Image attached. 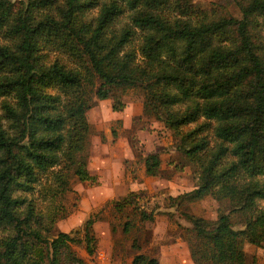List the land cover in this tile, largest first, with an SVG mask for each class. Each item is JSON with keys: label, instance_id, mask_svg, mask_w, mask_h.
<instances>
[{"label": "trees", "instance_id": "trees-1", "mask_svg": "<svg viewBox=\"0 0 264 264\" xmlns=\"http://www.w3.org/2000/svg\"><path fill=\"white\" fill-rule=\"evenodd\" d=\"M54 1L23 0L14 7L12 0H0V31L17 37L13 46L0 43V228L8 231L0 238V264H88L72 245H82L92 258L98 241L93 224L102 209L85 219L81 235L53 232L66 214L56 199L71 189L72 177L95 179L87 166L86 115L94 97L111 98L112 108L120 109L129 88L143 91V112L171 128L177 148L199 165L196 187L172 200L211 195L229 203L230 210L215 219L184 212L192 224L191 259L245 264L244 240L264 247V206L258 203L264 199V39L256 40L250 30L255 16L264 18V0H234L241 17L200 23L164 14L171 5L178 14H191L194 6L186 0L103 1L91 21L78 14L99 0H64L59 18H34V7ZM121 3L132 9L131 26L109 37L105 32L122 12ZM134 28L141 33L137 53L124 50ZM41 37L68 48L78 65L43 63ZM144 164L146 173L155 174L158 152L145 155ZM34 193L48 203L35 205ZM135 194L112 199L110 208L152 220L153 212L141 208ZM232 211L243 227H234ZM131 225L126 219L123 230ZM132 246L139 245L133 240ZM131 264L160 262L136 253Z\"/></svg>", "mask_w": 264, "mask_h": 264}, {"label": "rangeland", "instance_id": "rangeland-1", "mask_svg": "<svg viewBox=\"0 0 264 264\" xmlns=\"http://www.w3.org/2000/svg\"><path fill=\"white\" fill-rule=\"evenodd\" d=\"M14 7L23 0H12ZM103 1L85 9L78 14L80 20H93L99 13ZM174 3L177 0H170ZM194 9L191 14L164 9V14L172 17L189 18L194 23H200L217 18L220 15L231 14L241 17V11L234 0H186ZM64 0H55L46 6L34 7L32 15L35 19L45 14L59 18V9ZM123 5L121 13L116 15L106 30V35L119 34L124 28L131 26L130 14L132 9ZM131 39L124 45V50L138 52L141 33L135 29ZM250 30L256 40L264 39V18L257 15L253 18ZM42 36V35H41ZM42 43L40 58L49 64L58 60L66 67L78 65L75 54L68 48L59 47L39 38ZM16 36H9L0 31V43L13 46ZM53 91V89H49ZM11 99V97H8ZM86 115L90 122V134L87 146V166L95 175L92 180L71 178V189L64 198L56 199L66 212L64 217L56 220L53 232L58 230L73 232L81 235L85 219L100 209V217L93 224L97 236V248L94 255L89 257L82 245L73 244L75 252L84 257L88 264H131L134 254L144 253L156 257L160 264H195L190 257L187 231L192 226L185 218L184 212L194 217L215 219L220 211H229L227 200L219 201L211 195L201 199L177 203L173 197L196 187L199 181V165L190 160L177 148L178 136L151 114L143 112V91L139 88L125 90L120 100V109L112 108V99H97ZM1 101V97H0ZM0 113L3 111L0 108ZM195 123L185 125L183 130ZM210 145H214V135L209 130ZM150 152H158L160 164L155 174L145 171L144 157ZM129 191L136 192V201L141 208L152 211V220H141L139 215L130 209L125 212H115L110 208L111 200L118 199ZM33 202L43 207L48 203L43 197L34 193L30 195ZM264 206V199L259 200ZM235 228L243 227L238 212L232 211ZM126 219L132 221L128 232L123 230ZM8 231L0 228V238ZM138 247L132 246V241ZM245 264H264V247L247 240L243 242ZM210 264V263H204Z\"/></svg>", "mask_w": 264, "mask_h": 264}]
</instances>
